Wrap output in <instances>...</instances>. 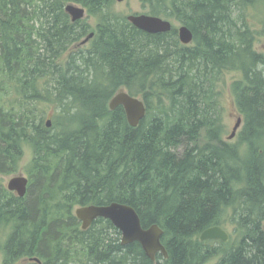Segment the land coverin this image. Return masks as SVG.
<instances>
[{"label": "trees", "instance_id": "1", "mask_svg": "<svg viewBox=\"0 0 264 264\" xmlns=\"http://www.w3.org/2000/svg\"><path fill=\"white\" fill-rule=\"evenodd\" d=\"M140 1L188 26L193 43L175 27L137 29L116 0H0V173H17L24 145L33 150L25 197L0 183L4 264H264V0ZM71 3L97 20L89 46ZM228 73L244 125L234 144L223 138ZM120 91L147 107L136 128L109 107ZM113 202L163 229L168 258L123 246L109 220L82 229L76 208ZM215 226L232 229L228 243L200 240Z\"/></svg>", "mask_w": 264, "mask_h": 264}, {"label": "water", "instance_id": "2", "mask_svg": "<svg viewBox=\"0 0 264 264\" xmlns=\"http://www.w3.org/2000/svg\"><path fill=\"white\" fill-rule=\"evenodd\" d=\"M66 12L71 17L72 22L75 23L83 20L86 17L87 11L84 7L71 3L66 6ZM127 19L134 27L149 34H165L171 32L174 28L170 20L149 14L129 15ZM178 33L183 45L193 43L194 34L188 26H180ZM93 37L94 33H91L81 42V45H86ZM109 107L111 110L123 107L127 121L133 128L139 126L147 114V107L144 101L139 97L130 95L127 91L118 92L111 99ZM242 122V118L239 117L229 140L235 138ZM47 126H51V121H48ZM28 183L27 177H14L10 180L8 188L10 191L16 192L20 198H24L28 191ZM75 216L82 223L83 230L90 228L94 221L100 218L109 220L120 231L121 244L123 246L138 242L147 257L151 260L154 261L158 254H162L165 258H168V252L162 243L163 229L156 224L149 228H144L136 210L127 204L113 202L107 205L78 207L75 210ZM229 239L228 232L220 226L211 227L205 230L200 236L201 241L218 240L226 243ZM36 260L38 261V259Z\"/></svg>", "mask_w": 264, "mask_h": 264}, {"label": "rangeland", "instance_id": "3", "mask_svg": "<svg viewBox=\"0 0 264 264\" xmlns=\"http://www.w3.org/2000/svg\"><path fill=\"white\" fill-rule=\"evenodd\" d=\"M114 10L116 12L126 16V17H128L129 15H135V14H138V15L148 14V10L143 8L140 0H122V1L116 0V3L114 5ZM247 13L248 14H246V13L245 14H246L247 22L249 23V25H251V27H254L256 30L260 31V29L263 27V25L260 24L258 19L251 17V14H252L251 11H248ZM83 20L87 21L88 24L91 26V32H95L96 25H97L96 18L93 16H90L88 14V12H86V17ZM167 20H170L173 23L175 28H179L181 26L180 23L175 22L173 19H167ZM86 46H89V43L86 44ZM256 48L259 52L264 53V34H261L260 36H258V44L256 45ZM235 77H236L235 74L228 73L226 75V77L224 78L225 82H223V84L220 87V89L223 91L222 103L224 105V114L222 115L223 116L222 123L225 127V133H224L223 138L225 139V141L233 143V144L238 142L240 135H241V132H242L243 127H244V125L242 124L240 129L237 131L235 138L232 140L228 139L229 136L233 132V128H234L238 118L240 117L238 110L236 108L234 96L231 92V86H232V83H233ZM45 109L48 110L50 114H53V112L55 111L54 107H46ZM23 153H24V155H23V158L21 160L17 175L27 177L28 166L33 160L32 147L29 145H27V146L24 145ZM15 177H17V176H15ZM12 178H14V176H8V177L0 176V179L6 185L9 183L10 179H12ZM263 224H264V222H263ZM227 230H228L229 234H232L231 228H228ZM9 231H10V228L7 227L6 225L0 226V249L2 248L5 240L7 239L8 235H9ZM226 243H228V242H226ZM216 262L217 261H213L212 264H215ZM0 264H3V257L1 255V253H0Z\"/></svg>", "mask_w": 264, "mask_h": 264}, {"label": "flooded vegetation", "instance_id": "4", "mask_svg": "<svg viewBox=\"0 0 264 264\" xmlns=\"http://www.w3.org/2000/svg\"><path fill=\"white\" fill-rule=\"evenodd\" d=\"M92 33H94V32H92ZM94 36H95V33H94ZM94 38V37H93ZM92 38V39H93ZM18 173V172H17ZM17 173H14V174H10V175H5V174H3V173H0V176H2V177H8V176H17V177H19L18 175H17ZM27 178H28V181H29V183H28V188H29V185H30V177L27 175ZM13 179V178H12ZM11 180V179H10ZM10 182V181H9ZM0 183L2 184V186L11 194V195H13V196H15V197H19L18 195H17V193L16 192H14V191H10L9 190V188H8V184L6 185L1 179H0ZM20 198V197H19ZM1 226V225H0ZM7 227H9L10 228V230H11V227L9 226V225H6ZM9 233H10V231H9ZM212 241H218V240H212ZM6 242H7V239L5 240V242H4V244H3V246H2V248L0 249V253H1V255H2V257H3V264H4V258H5V256H4V247H5V244H6ZM222 242V241H221ZM158 256V255H157ZM156 256V257H157ZM36 259H38V261L36 260ZM155 260H156V258H155ZM154 260V261H155ZM20 263H25V264H27V263H35V264H42V261L39 259V258H37V257H35V258H28V259H22L21 261H20Z\"/></svg>", "mask_w": 264, "mask_h": 264}, {"label": "bare ground", "instance_id": "5", "mask_svg": "<svg viewBox=\"0 0 264 264\" xmlns=\"http://www.w3.org/2000/svg\"><path fill=\"white\" fill-rule=\"evenodd\" d=\"M191 45V44H190ZM212 241V240H211ZM159 255V254H158Z\"/></svg>", "mask_w": 264, "mask_h": 264}]
</instances>
